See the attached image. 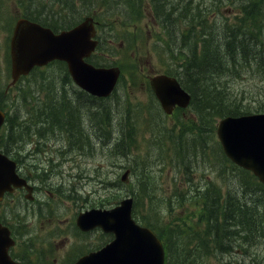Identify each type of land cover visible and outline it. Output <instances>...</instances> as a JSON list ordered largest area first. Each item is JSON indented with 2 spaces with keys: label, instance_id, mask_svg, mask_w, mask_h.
Listing matches in <instances>:
<instances>
[{
  "label": "rangeland",
  "instance_id": "1",
  "mask_svg": "<svg viewBox=\"0 0 264 264\" xmlns=\"http://www.w3.org/2000/svg\"><path fill=\"white\" fill-rule=\"evenodd\" d=\"M129 1L134 2V0H75V7L65 11L63 7L60 9L61 4H57V0H0L1 102L12 109L14 115L15 112H19L24 116L39 114L36 113L40 110L39 107L35 111L36 96L40 97L38 101L44 105L46 103L58 105L56 109L58 124L53 126L54 130L51 128L45 130L46 134H53L56 138L53 137L50 144L43 145L39 140L41 136L34 134L38 139L35 152L48 149V154H34V157H39L38 160L32 158L30 152H25L28 147H34L32 143H26L27 133L37 128L27 126L22 119L16 122L17 130L13 129V136L16 134L15 131L18 134L8 145L9 152L14 156L15 152H24L23 171L30 172L36 180H34L36 185H41V191L36 197L43 202L42 204L31 203L25 206L20 201H13L9 205L0 203V213L10 223L13 225H16L15 222L21 223L19 233L23 239L22 252L26 253L28 258L35 259L33 264H66L68 257L95 246L99 235L73 236L72 228H75L77 213L90 206H107L127 195H133V192L137 193L139 198L136 208L141 218L148 215L152 209L150 214L155 217L158 215L157 222H153L162 229L163 237L169 231L168 228L175 229L187 243L183 235L186 225L206 228L203 208L206 200L203 190L210 184L209 181L220 190L221 198L230 190L235 202L251 204L260 215L264 214L262 196L264 190L259 189L258 180L249 172L232 166L225 155L220 157L222 151L216 145L217 141L219 142L215 133L217 121L213 120V137L210 136L211 139L207 143H214L221 152L213 153L214 157L210 153L208 164L195 150V146L201 139V133L208 132L204 130L203 125H209L211 118L204 117L203 122L199 120L198 114L193 113L183 119L177 115L168 116L153 92L145 86V78L150 73L162 72L166 68L168 70L172 68L175 73L180 70L183 60L189 56V47L199 36L198 21L190 23L188 17L184 15V10L187 13L186 6L179 4V10H173L172 23L163 22L156 12L157 9L164 10L166 4L163 3L162 8H156L153 0H145L142 11L134 9L132 12L127 9L131 12L129 16L126 14L122 16L121 9L125 6L130 7ZM191 1L192 7L189 11L194 13V7L204 8L209 20L208 25H213L212 31H215V34L222 28L223 23L232 24L244 15L241 2L237 0ZM166 2L181 3L180 0ZM169 6L171 5H168V10ZM24 7H28V15L33 16L35 13L49 19H55L50 17V14L57 12H61V19L65 17L80 19L90 12L99 11L104 21V35L101 30L104 47L99 56L105 58L108 63L119 61L127 74L132 73L130 80L127 78L122 81L109 99L94 102L79 94L75 88L77 86L71 84L65 67L57 64L38 70L36 77L30 75L8 88L11 81L10 39L16 20L23 14L20 9ZM188 16L192 17L189 12ZM172 28L174 30H171ZM170 32H175L178 37H180L178 33L186 34L177 42L169 39ZM251 68L238 67L233 72L216 74L208 82H213L225 90L227 104L234 98L242 103L246 111L264 110V75ZM218 95L217 92L214 93V96ZM61 105L66 106L62 108ZM67 119L73 122V131L77 127L74 119H78L88 136L78 139L81 141L79 142L81 147L68 143L70 138L74 139L76 136L70 133L68 139L66 132L62 131L59 122ZM40 120L44 122L43 118ZM101 120L103 122L100 124ZM90 125L98 129L96 127L93 129ZM190 128L193 131L187 130ZM99 129L108 132L105 138L109 139V142L117 143L113 150L109 142L96 137ZM56 145L64 155H58V150L54 153ZM22 147L26 149L22 151ZM121 148L127 149L125 156L119 154L122 152L119 150ZM48 158L52 161L51 166L47 165ZM60 159H65L62 167H59ZM54 164H58L54 175L44 172L46 167L51 168ZM127 169L130 170L129 181L123 183L121 177ZM33 170H36L39 176L36 177ZM63 181L67 183L66 187L55 186V183ZM48 184L50 186H47ZM144 184L149 186L151 194L145 195L138 191ZM254 189L258 192L255 195ZM170 196L173 198L171 203L175 206L172 213L168 212L164 202L165 197ZM233 201L234 199L226 205V211L233 207ZM258 222L262 227L259 219ZM245 227L231 221L229 228L237 233L232 241L235 251L231 253H225L220 249L211 251L210 264H264V232H254L255 230L250 232ZM64 243L69 249L74 243L73 250L70 255L61 257ZM57 258L61 260L55 262Z\"/></svg>",
  "mask_w": 264,
  "mask_h": 264
},
{
  "label": "trees",
  "instance_id": "2",
  "mask_svg": "<svg viewBox=\"0 0 264 264\" xmlns=\"http://www.w3.org/2000/svg\"><path fill=\"white\" fill-rule=\"evenodd\" d=\"M57 1L61 3L60 7H63V10L65 11L66 9L71 10V7H75V0ZM143 1L144 0H134V2L129 1L128 3L130 5L128 6L130 7L125 6V8H122L121 14L125 15L131 13L127 9L132 12L134 9L142 11L145 7L144 3L141 4ZM157 1H159V3H157ZM180 1L181 3H168L166 0H153L156 8H162L163 3L166 4L164 10L161 9V11H159L157 9L163 22L167 21L170 24L172 23L174 18L173 10H179V4L181 6L183 5V7L184 5L186 6L187 13L186 10H184V15L185 17H188L187 19H189L190 23L194 20L198 21L199 36L193 40V45L189 47V56L183 60V64L180 66L178 73L183 86L192 94V105L199 115V120L204 122V117L211 118L209 120L210 126L208 124L203 125L205 126L204 130L208 132L206 134L204 132L201 133L202 135L200 134L201 139L197 141L198 144L195 146V150L202 156L203 161L210 164L208 160V157H211L210 153L213 156V153L217 152L219 154L221 152L219 148L216 147V145L220 147L218 141L216 145L214 143H207V141L211 139L210 136L213 137V120L215 119L217 121L220 116L225 114L240 115L247 111L244 110L242 103L234 98H231V101H229L231 103L227 104L226 102L228 101L226 93L224 92L225 90L218 87L217 84L215 85L213 82L209 83L208 81L215 77L216 74L223 75L227 72H233L234 70H237L238 67H243V69H250L252 67V70L259 71V73L264 75V33H262L264 32V0H237L241 2V8L244 9L243 17H239L238 20L232 24L223 23L222 28L218 30L216 34L215 31H212L213 25H208L209 20L204 8L202 9L200 6L198 8L194 7L195 12L192 13L189 11L191 9L190 7H192V1ZM168 5H171V7L169 6V10ZM188 12L192 17L188 16ZM60 14L61 12L53 13V15L50 14V17L55 19L44 17L47 20L43 23L50 26H54V22H59L60 25L67 23L69 18L66 19L65 17L61 19ZM168 25L169 24L167 23V26ZM215 25L217 26V24ZM171 30L174 29L172 28ZM178 34L180 37H178L175 32H170L169 39L171 41L176 40L179 42L186 33L182 32L181 34ZM223 37L224 40H222ZM215 92L219 95L214 96ZM224 98L226 99L224 100ZM36 100V106L42 110L40 114L45 116L44 122L39 120V122L35 121L37 124L34 122L32 125V123L27 122L26 125H31L32 127L39 125L37 130H39L41 125H44L48 130L50 128L54 130L53 126L58 124L56 116V109L58 108L57 103L54 106L48 103L44 105L38 101L40 100L39 96H36ZM64 106L66 105H61L62 108H64ZM59 125L63 129L62 131L72 133L73 136L84 135V131L78 130L77 127L74 131L72 130L73 122L69 119H67V121L59 122ZM213 127H215L214 124ZM12 128H15L16 130L15 123H12L9 126V131L12 130ZM187 130L193 131L191 128ZM185 131L186 130H184V132ZM31 132L32 130L27 133V137ZM15 133L14 136L13 134L10 135L11 139L17 136V131H15ZM119 150L126 152V149L123 150L121 148ZM222 155L224 154L222 153L220 157ZM208 183L210 184L206 186L207 188L203 192L206 200L203 207L204 220L207 224L206 228H197L193 225H186L183 235H185L188 243L185 242V239L181 238V233L179 231L168 228L169 231L164 236L166 238L165 264H210L209 255H211V251L219 249L225 253L235 251L232 241L237 233L235 234V231L229 228L231 221H234L238 226H246L245 228L250 232H253L254 230V232H264V218L262 219L264 214L261 213L260 215V212L251 204L248 205L235 202V198L230 190L224 198H221L220 190L216 189L213 182L210 181ZM259 189L264 190V187H260ZM138 191L145 195L152 193L149 186L145 184L140 186ZM257 193L256 189H254L253 195ZM262 196H264V194H262ZM232 199H234L232 202L233 207L226 211L225 207ZM166 201L169 211L172 212L174 208L173 203H171L170 200L168 201V199ZM151 210L152 209L147 213L148 215H144L141 218L142 223L159 230L161 234L163 233L162 229L153 222H157L158 215L155 217L150 214ZM258 219L263 224L262 227L259 225Z\"/></svg>",
  "mask_w": 264,
  "mask_h": 264
},
{
  "label": "water",
  "instance_id": "3",
  "mask_svg": "<svg viewBox=\"0 0 264 264\" xmlns=\"http://www.w3.org/2000/svg\"><path fill=\"white\" fill-rule=\"evenodd\" d=\"M92 19L87 18L75 28L54 34L28 20L20 19L11 41L13 83L35 65L52 59H65L74 79L98 95L112 92L119 68H97L84 61L96 45L92 39ZM155 91L169 113L173 105L186 106L190 95L171 77L160 75L152 79ZM3 114L0 112V125ZM219 139L226 154L236 163L253 170L264 182V113L227 116L219 121ZM15 162L0 154V194L11 183L19 184ZM21 182V181H20ZM132 200H124L111 210L92 209L82 214L78 224L83 229L100 224L113 231L116 238L97 252L82 256L74 264H163L161 242L148 228H142L132 218ZM0 264H9L0 257Z\"/></svg>",
  "mask_w": 264,
  "mask_h": 264
},
{
  "label": "flooded vegetation",
  "instance_id": "4",
  "mask_svg": "<svg viewBox=\"0 0 264 264\" xmlns=\"http://www.w3.org/2000/svg\"><path fill=\"white\" fill-rule=\"evenodd\" d=\"M1 107H2V106H1ZM94 112H95V111H94ZM23 117H24V115L20 116L18 119H23ZM95 117H96V116H95ZM25 149H26L25 147H22V148H21L22 151H24ZM28 150H29V149H28ZM28 150H27V151H28ZM32 150H35V149H32ZM18 153H20V152H18ZM19 253H20V251L17 250L16 248H13V249H12V254H13V255H15V256L18 257ZM55 262H58V259H55Z\"/></svg>",
  "mask_w": 264,
  "mask_h": 264
}]
</instances>
